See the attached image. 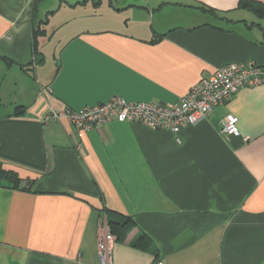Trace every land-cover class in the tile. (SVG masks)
<instances>
[{
  "label": "crops",
  "instance_id": "obj_1",
  "mask_svg": "<svg viewBox=\"0 0 264 264\" xmlns=\"http://www.w3.org/2000/svg\"><path fill=\"white\" fill-rule=\"evenodd\" d=\"M241 2L264 8L0 0V164L21 180L0 183V264H99L104 210L135 222L113 235L112 264H264V84L177 134L111 121L79 136L43 122L113 96L168 105L219 67L264 68V14ZM227 114L238 136L220 134ZM141 236L148 249L135 246Z\"/></svg>",
  "mask_w": 264,
  "mask_h": 264
},
{
  "label": "built area",
  "instance_id": "obj_2",
  "mask_svg": "<svg viewBox=\"0 0 264 264\" xmlns=\"http://www.w3.org/2000/svg\"><path fill=\"white\" fill-rule=\"evenodd\" d=\"M264 84V68L254 62L230 64L214 70L208 78L200 79L176 102L168 105L132 103L113 96L106 103L83 107L79 110L50 111L43 122L64 120L81 132L96 129L111 121L137 123L157 131L177 134L181 129L205 119L212 110L227 102L239 89ZM238 119L227 114L220 122L219 132L225 136H238ZM97 240L99 264H112L114 237L104 219ZM154 264H163L157 261Z\"/></svg>",
  "mask_w": 264,
  "mask_h": 264
},
{
  "label": "trees",
  "instance_id": "obj_3",
  "mask_svg": "<svg viewBox=\"0 0 264 264\" xmlns=\"http://www.w3.org/2000/svg\"><path fill=\"white\" fill-rule=\"evenodd\" d=\"M36 6V2H34L33 7ZM239 7H244V8H249L251 9L254 13H256L258 16H263L264 14V8L262 5L258 3H246V2H241ZM39 34H44V31H40L38 29ZM37 34V31L34 32V47L36 46V39L35 35ZM2 60H5L1 58ZM6 61V60H5ZM9 63L8 61H6ZM24 113V107L23 106H18L15 107L14 109V115H22ZM6 182L8 184H11L14 188H18V184L20 183V179L18 178L17 174L12 171H8L3 169L2 165L0 164V183L1 182ZM30 189V188H29ZM24 188L23 190H29ZM100 214H103L106 218V223L108 226L109 232L116 237L117 240H122L126 237V235L135 227V222L134 220L125 215H121L119 213L110 211V210H104L101 211ZM135 246L139 249H148L150 247V244L148 242V239L144 236H141L138 238V240L135 242Z\"/></svg>",
  "mask_w": 264,
  "mask_h": 264
},
{
  "label": "rangeland",
  "instance_id": "obj_4",
  "mask_svg": "<svg viewBox=\"0 0 264 264\" xmlns=\"http://www.w3.org/2000/svg\"><path fill=\"white\" fill-rule=\"evenodd\" d=\"M46 26V25H45ZM51 26H48V27H46V29H48V28H50ZM47 36H48V34H47ZM52 41H54V39L52 40ZM1 75V74H0ZM1 76H3V75H1ZM31 78L33 79L34 77H33V75H31ZM3 81V78L2 79H0V82H2ZM34 81V83H35V85L37 86V81H35V80H33ZM3 91L5 92V88H6V83H5V81H4V84H3ZM3 92V93H4ZM20 100H23V99H20ZM2 104H3V110H2V112H6L5 110L6 109H8V103L9 102H13L12 100H7V101H5V99H3L2 100ZM16 102V101H15ZM17 102H19V100L17 101Z\"/></svg>",
  "mask_w": 264,
  "mask_h": 264
}]
</instances>
